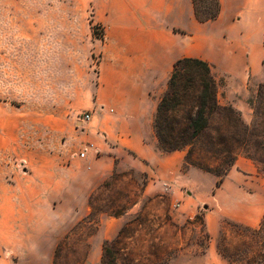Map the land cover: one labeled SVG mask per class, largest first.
<instances>
[{
  "label": "crops",
  "instance_id": "obj_1",
  "mask_svg": "<svg viewBox=\"0 0 264 264\" xmlns=\"http://www.w3.org/2000/svg\"><path fill=\"white\" fill-rule=\"evenodd\" d=\"M217 1V17L200 23L191 0H95L92 19L103 38L91 41L92 53L99 54L95 70L86 63L72 92L83 103L70 97L68 44L55 77L51 41L30 39L23 48L19 30L8 40L0 34V264H32L33 222L47 223L55 211L85 205L90 191L122 162L134 161L145 174V194L168 191L169 205L204 204L209 193L222 198L230 183L223 179L215 188L209 174L199 190H180L183 177L203 172H183L184 152L160 151L151 127L178 59L208 62L223 79L225 102L235 109L264 81V0ZM55 78L62 94L57 99L50 95ZM82 110L91 117L79 125L75 113ZM86 142L95 149L78 159ZM246 205L241 203L238 221L250 227L253 208ZM205 225L215 237L218 223ZM2 248L15 258L4 257ZM213 251L209 243L191 264H206Z\"/></svg>",
  "mask_w": 264,
  "mask_h": 264
},
{
  "label": "rangeland",
  "instance_id": "obj_2",
  "mask_svg": "<svg viewBox=\"0 0 264 264\" xmlns=\"http://www.w3.org/2000/svg\"><path fill=\"white\" fill-rule=\"evenodd\" d=\"M94 6L95 0H0V34L8 40L14 37V30H19L16 36L21 35L23 48L30 39L51 41L54 51L51 61L55 77L58 68H61L62 56H66L65 44H68L70 97L83 103L84 97H74L72 92L78 78L84 77L86 63L95 70L99 57V54L91 51V41L100 39L103 32L101 25L93 23ZM220 80L222 85L218 102L220 105H228L225 102L223 79L220 77ZM56 83L55 78L50 92L54 99L62 95L57 92ZM257 86L255 93L246 96L244 107L234 108L247 125L253 120L249 101L255 97ZM31 92L29 97L32 98L33 109V88ZM85 112L89 113L82 110L75 113V116ZM134 166V161L131 160L120 163L112 171L116 176L112 180L108 177L105 180L106 185L97 190L94 204L99 209L106 210L110 207L117 210L123 206L127 210L118 218L98 214L96 227L92 225L79 228L77 233L87 244V247L78 248L79 256L86 252L84 264H98L102 242L112 240L123 223L138 213L145 222L140 228L136 222L131 225L135 232L129 240V247L136 257L153 258L154 253H158L163 259H167V264H191L211 243L214 253L213 256L206 257V264H229V260L232 264H263L264 251L261 252L257 244L264 243V235L254 240L249 234L232 229L225 223L232 222L251 230L259 228L264 217L263 166L238 157L224 178L230 186L222 188V198L215 199L209 193L205 196L204 204L197 205H179L182 201L169 205L166 195L168 191L155 195L145 194L143 189L147 183L146 176ZM210 179L208 174L200 172L190 178L183 177L180 190H199V186L208 185ZM233 191H237L244 198L235 199ZM183 198H186L185 193ZM242 202L247 204V208H253L250 227L238 221L244 214L240 207ZM89 210L86 201L85 205L64 207L59 213L55 211V214L48 216L47 223H41L40 220L33 222V240L30 243L33 250L32 264H51L55 244ZM205 220L218 223L215 237L209 236ZM1 253L6 258H15L3 248Z\"/></svg>",
  "mask_w": 264,
  "mask_h": 264
},
{
  "label": "trees",
  "instance_id": "obj_3",
  "mask_svg": "<svg viewBox=\"0 0 264 264\" xmlns=\"http://www.w3.org/2000/svg\"><path fill=\"white\" fill-rule=\"evenodd\" d=\"M191 3L194 17L200 23L215 19L219 13L217 0H191ZM101 36L100 39L103 32ZM221 85L208 62L198 58L178 59L172 65L151 119L158 149L165 153L184 151L181 170L191 167L213 176L215 188L221 186L238 157L264 167V83L258 84L255 97L249 101L253 115L250 125L244 123L231 105L219 104ZM115 176L112 172L109 178L112 180ZM105 185L104 181L90 191L89 212L55 244L51 264H84L86 252L79 256L78 248L87 244L78 235L79 228L96 227L98 214L118 218L126 213L127 207L123 206L117 210L110 207L101 210L95 206V194ZM134 222L140 228L145 219L138 213L123 223L112 240L103 241L98 264H167V259L158 253L153 258L134 255L129 247L135 232L131 226ZM225 223L254 240L264 235V217L257 230ZM257 248L263 252L264 243L258 242ZM229 264H232L230 260Z\"/></svg>",
  "mask_w": 264,
  "mask_h": 264
},
{
  "label": "built area",
  "instance_id": "obj_4",
  "mask_svg": "<svg viewBox=\"0 0 264 264\" xmlns=\"http://www.w3.org/2000/svg\"><path fill=\"white\" fill-rule=\"evenodd\" d=\"M90 113H83V114H80L79 116H75V121L76 123H78L79 125L85 123V122H88L90 120ZM94 146L93 144H91L90 142H86L84 143L80 149L76 152L75 156L78 158V159H81V160H85L87 158V152L89 150H94Z\"/></svg>",
  "mask_w": 264,
  "mask_h": 264
}]
</instances>
